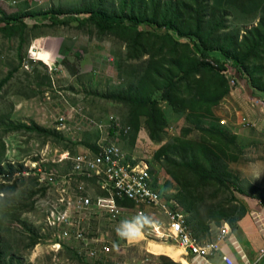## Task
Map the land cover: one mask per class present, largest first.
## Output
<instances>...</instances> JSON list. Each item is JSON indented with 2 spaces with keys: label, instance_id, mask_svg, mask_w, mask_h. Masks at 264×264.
<instances>
[{
  "label": "rangeland",
  "instance_id": "1",
  "mask_svg": "<svg viewBox=\"0 0 264 264\" xmlns=\"http://www.w3.org/2000/svg\"><path fill=\"white\" fill-rule=\"evenodd\" d=\"M155 1L0 0L3 264H104L86 260L71 244L55 245L41 229L39 201L48 199V194L23 171L25 160L45 145L43 152L51 158L57 149L97 151L100 145L118 143L128 157L146 162L159 176L158 187L183 210L191 233L202 240L238 218L247 209V197L264 193L257 186V178L264 177V144L259 140L264 120V49L247 63L244 74L249 85L237 70L232 87L226 73L204 65L210 62L217 68L213 59L193 51L190 37L147 25L139 26L141 37L125 26L104 30L81 13L102 8L115 15L147 11L150 16ZM160 1L171 10H160L159 23L176 15L171 2L194 5L192 0ZM200 2L208 5L204 37L243 53V36L260 24L264 0ZM54 9L63 12H50ZM75 10L81 19L73 18ZM180 12L179 26L193 28L196 22L191 15ZM66 17L69 21L62 22ZM193 39L203 49L199 39ZM216 51L210 54L220 56ZM62 117L70 119L66 132L58 129ZM33 122L51 134L18 128ZM174 161L183 167L173 166ZM193 161L206 167L211 178L204 180L194 173ZM66 166L61 167L64 172ZM13 170L15 174H10ZM130 222L144 234L142 241L122 253L133 264H184L168 256V244L178 247L170 241L153 243L161 253H148L147 243L153 241L146 234L150 221ZM125 230L124 225L111 229L115 239L123 241Z\"/></svg>",
  "mask_w": 264,
  "mask_h": 264
},
{
  "label": "built area",
  "instance_id": "2",
  "mask_svg": "<svg viewBox=\"0 0 264 264\" xmlns=\"http://www.w3.org/2000/svg\"><path fill=\"white\" fill-rule=\"evenodd\" d=\"M225 67L222 71L234 87L237 69L232 62ZM61 119L58 129L66 132L70 119ZM259 140L264 144V120ZM45 146L25 160L27 169L23 173L33 175L48 194V199L39 201L41 229L55 245L71 244L86 260L133 264L122 253L136 243L129 241L128 234L124 241L115 239L111 229L126 222L130 226V220L139 217L150 221L146 234L153 241H170L182 249L181 255L187 261L184 264H214V254H221L225 264H260L264 258L263 245L256 258L249 259L227 222L209 240L194 236L183 210L158 187L159 176L146 162L128 157L118 143L100 145L97 151L73 153L57 149L51 158L43 152ZM63 164L67 165L65 172ZM126 231L129 233V227ZM222 243H230L240 261L225 252ZM148 253L155 255L149 250Z\"/></svg>",
  "mask_w": 264,
  "mask_h": 264
},
{
  "label": "trees",
  "instance_id": "3",
  "mask_svg": "<svg viewBox=\"0 0 264 264\" xmlns=\"http://www.w3.org/2000/svg\"><path fill=\"white\" fill-rule=\"evenodd\" d=\"M192 1L195 7L194 5L184 2V1L178 2V3L171 2L170 3L171 8L175 6L177 13L176 15L175 14L172 15L171 19L164 18L162 21H160L161 23L157 21V15L159 14L160 10L166 9L165 12L167 13V12H170L171 9L167 8V5L163 7V3L160 0H157L154 2L153 15L151 14L150 16L147 15V11L145 13H140L139 15L132 13L128 16H121V15L111 14L109 13L107 9H102V8L89 9L81 13H84L86 17H89V20H93L101 29H104V30H108V29H112V28L120 27V26H125V28H127L128 30L133 31L136 37H141L143 36V33L139 31V26L147 25L151 28L153 27L165 28L167 30V33L177 32V34L181 36L190 37V40L194 42V44L192 45L193 51L195 53L200 54L204 58L213 59L217 63L216 67L219 69L212 66L210 62L204 63L206 67L208 68L212 67L213 69L222 71V70H225L226 68L225 64L227 62H232V65L234 66V68H236L239 71V73L242 74V77H241L242 81L246 82L248 86L249 85L248 80L246 79L245 74H244L245 71H247V63L251 59L257 57L261 53V51H263L264 49V11H263V15L260 17V20H259L260 24L257 27L247 31L245 35L243 36L242 46L244 47V52L240 54H236L223 46L211 44L204 37L203 25L206 22L205 21L206 16H207L206 11H207L208 5H204L203 3L200 2V0H192ZM181 9L187 11L191 15L190 19L196 22L193 28H190V29L187 28L189 24H187L186 22H183V25L187 24L184 29L179 26L180 20H182L183 18L180 12ZM50 12H54V14H59V13H62L63 11L54 9ZM72 13H74L73 18L81 19V17H79L80 11L75 10V11H72ZM125 18L128 20V23L124 22L123 19ZM68 21H69L68 17L62 20V22H65V23ZM195 36L199 39L203 49H201L200 46L196 43V41L193 39V37ZM214 49L219 50L216 52H219L220 56L213 57V55L210 54V51ZM223 75L225 76V74H222L221 76ZM117 99H121V97H117ZM141 103L142 102L140 100L137 101V104H141ZM160 121H162L161 118H160ZM24 127L29 128L30 130L41 131L46 135L51 134L50 130L43 127L42 125H39L36 122H33L31 124L21 123L20 125H18V128H24ZM153 132H151L150 134V137L152 139L154 138ZM206 152L211 153V150L206 149ZM171 164H173V166H176V167L177 166L183 167V165L177 163V161H174ZM176 167H175V171H176ZM192 170L194 171V173L200 176L201 179H204V180L210 179L212 176V173L209 172V170L206 167H204L203 165H201L199 162H196V161L192 162ZM10 174H14V170L13 172L11 171ZM37 185L38 184H36V186ZM30 193L32 196L36 194L35 191H31ZM246 213H247V210L244 208L243 213L238 218L230 220L229 224L233 230L236 229L239 220ZM128 239L132 243L140 242L144 239V234L139 230V228L136 225L132 224L129 227ZM168 256L174 259L175 261H181L183 263H186L183 258H179L178 256H170V255ZM1 261H2V257L0 258V262ZM0 264H3V262H1Z\"/></svg>",
  "mask_w": 264,
  "mask_h": 264
},
{
  "label": "crops",
  "instance_id": "4",
  "mask_svg": "<svg viewBox=\"0 0 264 264\" xmlns=\"http://www.w3.org/2000/svg\"><path fill=\"white\" fill-rule=\"evenodd\" d=\"M257 181V186L264 188V177H258ZM246 208L247 213L239 220L236 229L233 230V235L242 245L249 259L254 260L258 250L264 245V193L247 197ZM168 245L166 248L170 251V255L183 258L181 248L171 244ZM222 249L232 254L237 261H240L239 255L230 243H222ZM183 259L187 262L185 258ZM211 259L214 264H225L222 261L221 254H214ZM260 264H264V258L260 261Z\"/></svg>",
  "mask_w": 264,
  "mask_h": 264
},
{
  "label": "bare ground",
  "instance_id": "5",
  "mask_svg": "<svg viewBox=\"0 0 264 264\" xmlns=\"http://www.w3.org/2000/svg\"><path fill=\"white\" fill-rule=\"evenodd\" d=\"M131 226V225H130ZM129 226V227H130ZM153 243H160V242H157V241H148L147 243V248L149 251L151 252H158L154 247H153ZM158 253H161V252H158ZM155 254V253H154Z\"/></svg>",
  "mask_w": 264,
  "mask_h": 264
},
{
  "label": "clouds",
  "instance_id": "6",
  "mask_svg": "<svg viewBox=\"0 0 264 264\" xmlns=\"http://www.w3.org/2000/svg\"><path fill=\"white\" fill-rule=\"evenodd\" d=\"M137 219H139V217ZM128 227H129V223L126 222L125 225H124V229H128ZM127 234H128V232L126 230L125 231H121V235H127Z\"/></svg>",
  "mask_w": 264,
  "mask_h": 264
}]
</instances>
